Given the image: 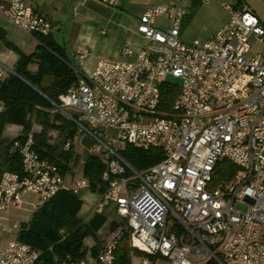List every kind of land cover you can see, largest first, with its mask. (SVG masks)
<instances>
[{"label":"built area","instance_id":"built-area-1","mask_svg":"<svg viewBox=\"0 0 264 264\" xmlns=\"http://www.w3.org/2000/svg\"><path fill=\"white\" fill-rule=\"evenodd\" d=\"M223 6L230 21L208 41L191 43L181 40L183 7L170 1L149 9L139 21L137 51L127 47L119 59H100L54 103L79 135L92 139L105 164L107 189L95 213L115 206L119 217L95 259L69 264H116L124 241L131 264H156L157 257L172 264H264V57L250 41L264 44V25L247 6ZM161 16L172 26L159 28ZM0 17L27 34H51L49 20L27 0L1 4ZM7 71L0 63V84ZM170 78L181 82L180 93L161 110ZM5 110L0 101V114ZM128 146L162 149L164 158L139 171L122 153ZM11 151L20 155L22 172L2 174L0 214L21 207L26 194L39 196L36 209L66 190L64 164L43 158L32 132ZM87 188L83 178L72 191ZM41 254L16 240L0 249V264H37Z\"/></svg>","mask_w":264,"mask_h":264},{"label":"crops","instance_id":"crops-1","mask_svg":"<svg viewBox=\"0 0 264 264\" xmlns=\"http://www.w3.org/2000/svg\"><path fill=\"white\" fill-rule=\"evenodd\" d=\"M10 1L0 0V5L8 4ZM170 1L175 6L183 7L187 12L182 23L181 37L188 28H194L196 25L205 29L210 27L211 31L194 35L198 37L195 40L206 42L230 21V13L223 6L224 0H27V3L49 20L51 23L50 37L64 50L68 60L74 57L79 62L80 68L71 65L78 71V78H80L96 68L100 59H119L127 47L137 51L143 40L138 32L141 16L149 9L164 6ZM156 24L159 28L166 29L172 26V21L161 16ZM250 41L252 52L260 53L264 57V44L259 42L255 36H252ZM40 46L41 42L37 36L17 29L5 18L0 17V63L8 69L5 80L15 74L19 52L29 56L38 52ZM82 51L88 53L84 59H81L79 55ZM29 71L33 74L37 73L38 64H31ZM52 115H55L54 112L51 113V122L53 121ZM30 118L33 123L32 133L39 136L43 130L40 111L35 109ZM55 125L62 127L64 122L56 120ZM72 129L76 130L71 126L69 129L63 127L48 133L47 143L53 148L48 158L60 157L63 147L60 143L61 141L64 143L66 135ZM23 134V126L8 123L7 115H0V141L3 148L9 147L14 140L23 137ZM76 136H81L77 130L74 138L70 139L73 142L77 160L68 164L69 170L65 173L66 190H73L76 181L86 179L84 176L85 162L90 155H95L92 152L93 145L90 149L86 147L83 150L82 148L77 149ZM56 141H58L57 145ZM84 154L87 155L83 160ZM3 162L4 156L0 157V164ZM81 164L82 168H80ZM78 172H80L79 177H77ZM84 191H86V196L82 195ZM78 195L84 202L78 217L83 224H88L96 215L95 210L102 194L94 193L87 188L81 190ZM39 202V196L26 194L21 207L12 208L8 213L0 214V249L18 240L19 232L39 208L35 209L33 204ZM83 210H85V218L80 217ZM109 211L116 212L115 206L108 207L101 215L106 216ZM112 222H117V220H112ZM107 230H111L110 226ZM104 231L102 227L96 234L101 235ZM102 239L103 236L98 238L92 254L87 259L96 258L97 248L101 246ZM85 250L87 252L86 248ZM84 258H86L85 255ZM70 261L71 257L67 256L61 264H69Z\"/></svg>","mask_w":264,"mask_h":264},{"label":"trees","instance_id":"trees-1","mask_svg":"<svg viewBox=\"0 0 264 264\" xmlns=\"http://www.w3.org/2000/svg\"><path fill=\"white\" fill-rule=\"evenodd\" d=\"M244 6L246 5L242 0H239L237 7ZM37 37L41 42L39 51L29 56L19 52L15 74L0 84V101L6 106V110L0 115L6 114L8 123L23 126V137L16 139L23 141L32 132L31 114L35 109L40 111L43 130L39 136L34 135L36 149L43 158H48L49 152L53 151L47 143L48 133L63 127L71 128L61 116H56V120L64 122L62 127L56 126L54 121L51 122V113L55 112L54 103L58 102L61 94L78 86L79 78L78 71L71 65L64 50L51 39L50 35ZM31 64H38L37 73L33 74L29 71ZM161 90L160 108L168 110L177 99L180 89L177 84L166 82ZM75 135L76 130L72 129L65 137L60 157L49 158L64 164V173L69 170L68 164L77 160L73 144L69 151H65L67 141L73 139ZM12 143L7 148L0 147V157L4 156V162L0 164V179L6 171L22 172L21 157L18 153L11 151ZM122 153L139 171L151 168L164 158L162 149L157 148L145 151L128 146ZM225 164L234 174L236 167ZM104 171L105 164L99 156L90 155L87 158L84 176L89 181L92 192L103 194L106 191L107 185L103 182ZM83 205L84 202L78 194L72 190H62L50 201L40 205L30 221L23 226L19 232L18 241L42 253L37 264H61L67 256H70L72 260L84 258L85 237L99 232L106 224L107 217L96 214L88 224H83L78 217ZM116 226L117 222H112L110 228L115 229ZM125 245H127L126 241L118 248L116 264H131L129 250ZM97 249L99 251L100 247ZM152 260L155 259L152 258Z\"/></svg>","mask_w":264,"mask_h":264},{"label":"rangeland","instance_id":"rangeland-1","mask_svg":"<svg viewBox=\"0 0 264 264\" xmlns=\"http://www.w3.org/2000/svg\"><path fill=\"white\" fill-rule=\"evenodd\" d=\"M224 2L225 3H228V4H230V5H235V6H238V3H239V0H224ZM212 30V28H207V29H205V28H203V27H200L199 25H196L194 28H188L187 30H186V32L183 34V36L181 37V40L183 41V42H185V43H191V42H193L195 39H197L198 37H196V36H194V35H196V34H198V33H205L206 31L208 32V31H211ZM170 81L171 82H173V83H176V84H180L181 82L180 81H178V80H175V79H173V78H170ZM54 114L55 115H52V120L55 122L56 121V116H61L60 114H58L57 112H54ZM40 117V116H39ZM62 117V116H61ZM63 118V117H62ZM63 120L65 121V123L67 124V125H70V126H72V127H74L72 124H70L67 120H65L64 118H63ZM75 128V127H74ZM113 133V135H115V131H113L112 132ZM57 142L58 141H56V145H57ZM61 144H63L62 143V141H61V143H60V145ZM75 145H76V147H77V149H81L82 148V150H83V148L84 147H86L87 149H90L91 147H92V145H93V142H92V139L89 137V136H87V135H81V136H76V138H75ZM61 147V146H60ZM93 152V151H92ZM87 153V152H86ZM85 155H87V154H84V156H82V159L84 160L85 159ZM83 160H82V162H83ZM80 168H82V164H81V166H80ZM80 172H78V174H77V177H79L80 176V174H79ZM86 191H84L83 192V196H86V193H85ZM107 222H106V224L103 226V230H105L101 235L100 234H95V235H93V234H88L86 237H85V239H84V247L87 249V252H86V254H85V257L86 258H89L90 257V255L92 254V251H93V249H94V247H95V245H96V243L98 242V238L100 237V236H103L104 237V235L106 236V233H107V229H108V227L110 226V223H111V221L112 220H119V218H118V216H117V214H116V212H112V211H109V212H107ZM80 217L81 218H85L86 217V215H85V210H83L82 211V213L80 214ZM127 248H128V244L127 245H125ZM128 250H129V248H128ZM156 264H172L171 262H169L167 259H165V258H162V257H157L156 258Z\"/></svg>","mask_w":264,"mask_h":264},{"label":"water","instance_id":"water-1","mask_svg":"<svg viewBox=\"0 0 264 264\" xmlns=\"http://www.w3.org/2000/svg\"><path fill=\"white\" fill-rule=\"evenodd\" d=\"M242 2L255 13L264 25V0H242ZM69 61L75 68H80L79 62L74 57H70Z\"/></svg>","mask_w":264,"mask_h":264}]
</instances>
